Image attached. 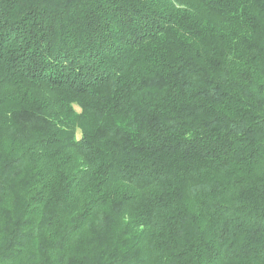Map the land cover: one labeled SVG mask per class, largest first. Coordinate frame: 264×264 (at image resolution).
<instances>
[{
	"label": "trees",
	"instance_id": "1",
	"mask_svg": "<svg viewBox=\"0 0 264 264\" xmlns=\"http://www.w3.org/2000/svg\"><path fill=\"white\" fill-rule=\"evenodd\" d=\"M0 264H264V0H0Z\"/></svg>",
	"mask_w": 264,
	"mask_h": 264
}]
</instances>
